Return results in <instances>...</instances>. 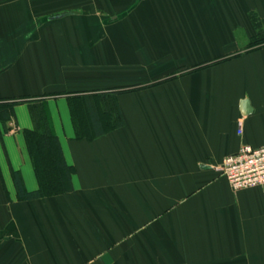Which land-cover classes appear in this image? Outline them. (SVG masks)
<instances>
[{
    "label": "crops",
    "instance_id": "crops-1",
    "mask_svg": "<svg viewBox=\"0 0 264 264\" xmlns=\"http://www.w3.org/2000/svg\"><path fill=\"white\" fill-rule=\"evenodd\" d=\"M257 33L264 0H0V100L26 101L0 121V264H264V185L218 171L264 145ZM117 90L121 126L76 138L68 98ZM30 103L73 174L23 200Z\"/></svg>",
    "mask_w": 264,
    "mask_h": 264
},
{
    "label": "trees",
    "instance_id": "trees-1",
    "mask_svg": "<svg viewBox=\"0 0 264 264\" xmlns=\"http://www.w3.org/2000/svg\"><path fill=\"white\" fill-rule=\"evenodd\" d=\"M262 46H264V33H257L249 39L246 50ZM126 91L117 90L68 98L76 138L99 136L105 131L121 126L122 120L115 98ZM22 102L26 101L0 100V121H8L12 114V107ZM29 109L32 128L24 130L23 137L38 188L32 192H25L19 178L14 175L18 197L23 200H35L69 192L73 168L66 165L63 160L58 140L50 130L46 109L38 103H30Z\"/></svg>",
    "mask_w": 264,
    "mask_h": 264
},
{
    "label": "built area",
    "instance_id": "built-area-1",
    "mask_svg": "<svg viewBox=\"0 0 264 264\" xmlns=\"http://www.w3.org/2000/svg\"><path fill=\"white\" fill-rule=\"evenodd\" d=\"M218 171L232 191L264 185V145L258 148L241 146L226 156Z\"/></svg>",
    "mask_w": 264,
    "mask_h": 264
}]
</instances>
